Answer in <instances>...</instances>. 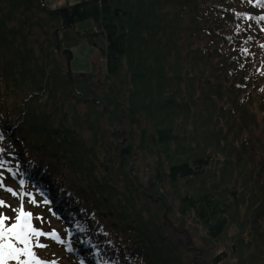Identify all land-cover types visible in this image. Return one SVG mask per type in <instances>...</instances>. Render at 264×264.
<instances>
[{
	"label": "trees",
	"instance_id": "obj_1",
	"mask_svg": "<svg viewBox=\"0 0 264 264\" xmlns=\"http://www.w3.org/2000/svg\"><path fill=\"white\" fill-rule=\"evenodd\" d=\"M52 1L0 0V175L64 225L35 253L264 264V0Z\"/></svg>",
	"mask_w": 264,
	"mask_h": 264
},
{
	"label": "rangeland",
	"instance_id": "obj_2",
	"mask_svg": "<svg viewBox=\"0 0 264 264\" xmlns=\"http://www.w3.org/2000/svg\"><path fill=\"white\" fill-rule=\"evenodd\" d=\"M78 0H53L52 1V6L53 8L58 7L60 5H63L64 3H73ZM92 26V20H84L77 22L75 24L76 29H86ZM37 33H39L42 36V31L41 29L37 30ZM72 54L70 56V60L68 61L69 66L73 68V70L78 71V72H85L89 70L90 66H93L94 73L95 75L102 79L103 74L101 72V67L104 68V62L103 59L100 55L99 50L96 47H92L88 45L85 42H79L77 46L72 48ZM72 59V60H71ZM62 63L65 61L60 59ZM124 143V142H123ZM139 164L138 167V173L141 176V178L144 179V177L148 176V171L146 165H144L141 161L137 160V165ZM7 189H12L13 192H16L17 195H12L11 192L7 191ZM0 201L4 202V205L6 206H0V214L3 216L10 217L12 219H9L6 221L8 225L14 222V218L16 216V212H14V209H19L21 204H23V211L24 212H29L31 215H34L35 217H39L40 215L46 216V225L49 226L50 228H43L40 226H34L32 225L37 231L41 230L40 232L44 233H62L64 225L61 222H58L57 220L53 219L51 216L47 214L46 207L45 205L41 204L40 198L36 197L35 194H32L29 191H26V188L21 185L19 187L18 183L15 180L12 179H7L6 176L0 175ZM175 203V201H174ZM32 216L30 222H32ZM7 226V224H6ZM185 231L187 233L193 232L194 231H200V227H194L193 224H191L189 221H186L185 223ZM47 242V238L44 237L43 235L34 237L33 238V247L32 251L34 252L35 256L44 262H47V264H56V259L57 258H44L39 254H36L35 252L37 251L36 248L34 247V244L36 245H43L44 243ZM41 247V246H40ZM39 247V248H40ZM38 248V247H37ZM55 254V250H53ZM45 253V252H44ZM14 263V262H11ZM35 264V262H33ZM225 264H230L229 261H227Z\"/></svg>",
	"mask_w": 264,
	"mask_h": 264
},
{
	"label": "snow or ice",
	"instance_id": "obj_3",
	"mask_svg": "<svg viewBox=\"0 0 264 264\" xmlns=\"http://www.w3.org/2000/svg\"><path fill=\"white\" fill-rule=\"evenodd\" d=\"M264 19V18H262ZM246 51V50H245ZM4 166V162L0 160V167ZM22 183V182H21ZM12 195H17L12 189H7ZM0 206L4 205L0 201ZM16 216L14 222L6 226V221L12 219L0 214V264H47V262L39 260L34 252L33 238L44 235V233L37 231L31 224V213L23 211V204L19 209H14ZM43 246V245H37Z\"/></svg>",
	"mask_w": 264,
	"mask_h": 264
},
{
	"label": "water",
	"instance_id": "obj_4",
	"mask_svg": "<svg viewBox=\"0 0 264 264\" xmlns=\"http://www.w3.org/2000/svg\"><path fill=\"white\" fill-rule=\"evenodd\" d=\"M57 47L59 48V45ZM27 213H29V212H27ZM30 220H31V218H30Z\"/></svg>",
	"mask_w": 264,
	"mask_h": 264
}]
</instances>
